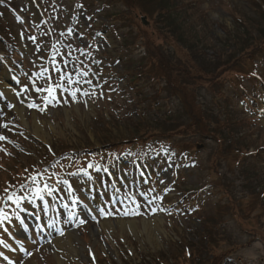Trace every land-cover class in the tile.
<instances>
[{"label": "rangeland", "instance_id": "374dc122", "mask_svg": "<svg viewBox=\"0 0 264 264\" xmlns=\"http://www.w3.org/2000/svg\"><path fill=\"white\" fill-rule=\"evenodd\" d=\"M31 1L0 6L22 56L0 46L20 75L16 88L0 75V233L25 251L0 264H264V88L248 72L264 81V0ZM138 160L166 168L149 179ZM111 166L121 183L98 211L76 176ZM67 182L89 216L21 238L13 203L43 191L54 214Z\"/></svg>", "mask_w": 264, "mask_h": 264}, {"label": "bare ground", "instance_id": "6f19581e", "mask_svg": "<svg viewBox=\"0 0 264 264\" xmlns=\"http://www.w3.org/2000/svg\"><path fill=\"white\" fill-rule=\"evenodd\" d=\"M4 92H7V89H5ZM7 93H8V92H7ZM9 95H10V94H9ZM35 127H37V126L35 125ZM35 130H36V129H35ZM34 135H36V132H35V131H34ZM36 136H37V135H36ZM121 204L123 205V203H121ZM122 205H121V206H122ZM124 207L127 208L126 206H124ZM124 207H123V208H124ZM60 241H61V240H60ZM62 243H63V244H64V243L71 244V243H70V240H68V242H67V241H66V242H65V241H62Z\"/></svg>", "mask_w": 264, "mask_h": 264}, {"label": "trees", "instance_id": "16d2710c", "mask_svg": "<svg viewBox=\"0 0 264 264\" xmlns=\"http://www.w3.org/2000/svg\"><path fill=\"white\" fill-rule=\"evenodd\" d=\"M232 67H234V66H232ZM167 71H168V69H165V73H166V75H167L166 78H169V76H168V74H167ZM213 75H215V73H212L210 76H213ZM215 77H218L217 74L215 75Z\"/></svg>", "mask_w": 264, "mask_h": 264}, {"label": "snow or ice", "instance_id": "6c2138e0", "mask_svg": "<svg viewBox=\"0 0 264 264\" xmlns=\"http://www.w3.org/2000/svg\"><path fill=\"white\" fill-rule=\"evenodd\" d=\"M75 93H73V95H74ZM0 139H4V137H2V136H0ZM9 199H11V196L9 197Z\"/></svg>", "mask_w": 264, "mask_h": 264}]
</instances>
